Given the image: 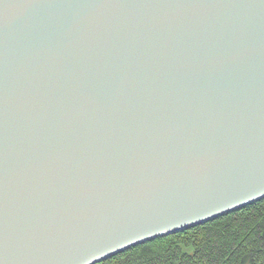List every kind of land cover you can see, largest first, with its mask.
Instances as JSON below:
<instances>
[{
  "label": "water",
  "instance_id": "95a60500",
  "mask_svg": "<svg viewBox=\"0 0 264 264\" xmlns=\"http://www.w3.org/2000/svg\"><path fill=\"white\" fill-rule=\"evenodd\" d=\"M264 199V0H0V264H99Z\"/></svg>",
  "mask_w": 264,
  "mask_h": 264
},
{
  "label": "trees",
  "instance_id": "16d2710c",
  "mask_svg": "<svg viewBox=\"0 0 264 264\" xmlns=\"http://www.w3.org/2000/svg\"><path fill=\"white\" fill-rule=\"evenodd\" d=\"M99 264H264V199Z\"/></svg>",
  "mask_w": 264,
  "mask_h": 264
},
{
  "label": "rangeland",
  "instance_id": "374dc122",
  "mask_svg": "<svg viewBox=\"0 0 264 264\" xmlns=\"http://www.w3.org/2000/svg\"><path fill=\"white\" fill-rule=\"evenodd\" d=\"M155 240V239H154ZM164 241V240H163ZM168 241H164L163 243H162V245L164 246V245H167L166 243H167ZM140 245H142V244H140ZM137 247V246H136Z\"/></svg>",
  "mask_w": 264,
  "mask_h": 264
}]
</instances>
